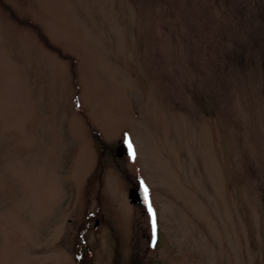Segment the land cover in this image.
Listing matches in <instances>:
<instances>
[{"label": "rangeland", "instance_id": "obj_1", "mask_svg": "<svg viewBox=\"0 0 264 264\" xmlns=\"http://www.w3.org/2000/svg\"><path fill=\"white\" fill-rule=\"evenodd\" d=\"M0 264H264V0H0Z\"/></svg>", "mask_w": 264, "mask_h": 264}, {"label": "water", "instance_id": "obj_2", "mask_svg": "<svg viewBox=\"0 0 264 264\" xmlns=\"http://www.w3.org/2000/svg\"><path fill=\"white\" fill-rule=\"evenodd\" d=\"M127 146H128V143H123L118 146V148L116 149V155L118 158H120L121 156L125 154ZM144 190L145 188H143L142 186L138 190L131 189L128 195L129 203L131 205H140L141 207L148 209V205L150 203H149L148 195H147V199H145Z\"/></svg>", "mask_w": 264, "mask_h": 264}, {"label": "snow or ice", "instance_id": "obj_3", "mask_svg": "<svg viewBox=\"0 0 264 264\" xmlns=\"http://www.w3.org/2000/svg\"><path fill=\"white\" fill-rule=\"evenodd\" d=\"M129 148L131 149V143L129 142ZM134 155V153H132ZM145 199H147V189L145 188ZM148 212L150 214V218H151V224H152V232H153V240H152V244L153 247H155L156 244V240H155V236H156V218H155V213L153 212L151 205H148Z\"/></svg>", "mask_w": 264, "mask_h": 264}, {"label": "trees", "instance_id": "obj_4", "mask_svg": "<svg viewBox=\"0 0 264 264\" xmlns=\"http://www.w3.org/2000/svg\"><path fill=\"white\" fill-rule=\"evenodd\" d=\"M95 135H96V134L94 133V134H93V136H95ZM96 136H97V135H96ZM97 137H98V136H97ZM97 137H95V138L97 139ZM98 138H99V137H98ZM97 140H98V141H100V138H99V139H97ZM100 144L102 145V148H101L102 150H101V151H104V148H103L104 146H103V144H102V142H101V141H100ZM100 144H99V145H100Z\"/></svg>", "mask_w": 264, "mask_h": 264}, {"label": "flooded vegetation", "instance_id": "obj_5", "mask_svg": "<svg viewBox=\"0 0 264 264\" xmlns=\"http://www.w3.org/2000/svg\"><path fill=\"white\" fill-rule=\"evenodd\" d=\"M120 144V143H119Z\"/></svg>", "mask_w": 264, "mask_h": 264}]
</instances>
